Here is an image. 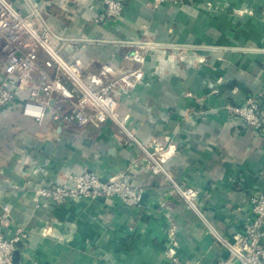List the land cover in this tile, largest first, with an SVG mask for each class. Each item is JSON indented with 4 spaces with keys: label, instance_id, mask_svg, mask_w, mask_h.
Here are the masks:
<instances>
[{
    "label": "crops",
    "instance_id": "obj_1",
    "mask_svg": "<svg viewBox=\"0 0 264 264\" xmlns=\"http://www.w3.org/2000/svg\"><path fill=\"white\" fill-rule=\"evenodd\" d=\"M12 1L53 34L66 62H82L92 87L129 83L116 94L117 116L149 153L166 154L164 166L182 188L198 191L201 214L187 208L166 176L150 171L141 147L117 124L79 130L54 122L52 112L67 105L64 94H55L52 110L37 122L23 115L24 90L0 109L4 232L11 237L23 228L30 235L14 264H173L170 249L178 262L237 264L202 217L233 243L264 194V135L228 110L254 99L264 115V0H183L157 8L122 0L123 13L113 21L103 0ZM47 59L40 51L31 85L55 75ZM5 64L0 48V82ZM16 83L12 78L10 87ZM84 171L103 181L126 175L142 190L143 205L37 201L39 187L69 186Z\"/></svg>",
    "mask_w": 264,
    "mask_h": 264
},
{
    "label": "built area",
    "instance_id": "obj_2",
    "mask_svg": "<svg viewBox=\"0 0 264 264\" xmlns=\"http://www.w3.org/2000/svg\"><path fill=\"white\" fill-rule=\"evenodd\" d=\"M154 7L163 4L178 5L183 0H148ZM107 19L113 21L119 18L124 10L122 0H103ZM53 34L48 30H39L34 21L23 16L12 0H0V48L6 57L3 79L0 82V109L10 107L20 92L28 91L29 98L24 102L23 115L27 118L44 121L48 111L52 110L51 102L55 94H64L66 106L53 111L54 122L76 126L79 130L92 125H104L108 122L117 124L121 133L134 140L145 153L149 161V169L154 174H163L170 181L178 196L187 208L200 214L196 204L198 191L193 188H182L166 170L167 161L164 153H149L142 146L126 125V120L117 116V92H123L128 86L125 79L108 82L106 85L94 88L87 80L82 68V62L76 59L72 64L66 62L53 48ZM47 54L44 62L46 68L55 69L53 77L37 86L31 85L30 74L38 66L39 52ZM132 59L143 63L144 58L135 55ZM139 77V76H138ZM17 80L11 88L10 80ZM68 85L70 88H68ZM228 110L239 117L248 127L264 135V115L257 101L249 99L244 107L229 106ZM172 150V148H171ZM69 186L39 187L35 193L39 203L52 200L63 205L79 199L120 200L127 206L141 207L143 192L128 182L126 175H119L109 181H103L92 171L72 177ZM211 235L225 248H228L237 264H264V194L254 200L251 217L245 231L234 238L231 243L224 234L217 231L203 217ZM9 226L7 213L0 205V264H14V254L25 246L29 234L23 228H17L11 237L5 234ZM45 233V232H43ZM171 237L175 229L169 230ZM173 264H193L178 262L172 249L169 250ZM222 264H228L222 263Z\"/></svg>",
    "mask_w": 264,
    "mask_h": 264
},
{
    "label": "water",
    "instance_id": "obj_3",
    "mask_svg": "<svg viewBox=\"0 0 264 264\" xmlns=\"http://www.w3.org/2000/svg\"><path fill=\"white\" fill-rule=\"evenodd\" d=\"M14 255H15V256H14V260H15V261H18L19 256H20V252H19V251H16Z\"/></svg>",
    "mask_w": 264,
    "mask_h": 264
}]
</instances>
